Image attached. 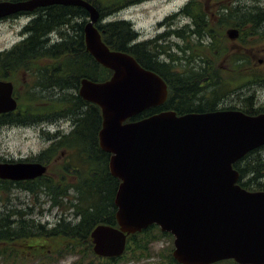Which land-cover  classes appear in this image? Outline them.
<instances>
[{"label": "water", "instance_id": "obj_1", "mask_svg": "<svg viewBox=\"0 0 264 264\" xmlns=\"http://www.w3.org/2000/svg\"><path fill=\"white\" fill-rule=\"evenodd\" d=\"M53 4L87 10V51L112 75L104 81L80 80L79 95L101 110L99 145L110 154L108 168L119 179L114 203L117 226L100 223L90 233L93 252L102 258L124 254L127 237L156 224L174 236V258L182 264L223 259L264 263V190L250 191L238 181L233 164L264 145V113L219 109L178 114L160 106L168 85L128 52L112 50L96 24L99 10L86 0H28L0 3V15ZM238 38L236 28L227 30ZM11 82H0V114L15 111ZM40 162H0V178L41 177Z\"/></svg>", "mask_w": 264, "mask_h": 264}, {"label": "trees", "instance_id": "obj_2", "mask_svg": "<svg viewBox=\"0 0 264 264\" xmlns=\"http://www.w3.org/2000/svg\"><path fill=\"white\" fill-rule=\"evenodd\" d=\"M100 12L98 29L103 41L112 49L125 51L133 55L139 64L159 74L168 85V97L164 104L135 115L132 120H139L162 110H175L178 114L188 112H205L221 109L219 104L227 94L264 86V74L254 68L242 67L244 58L235 54L231 61L232 68L225 70L205 57L212 54L216 62L221 58H231L227 54L226 31L230 28L239 30L241 41L246 45H254L264 39V7L238 11L226 8L220 13L209 14L201 9L193 10L196 1L183 7L179 15L188 17L190 23L183 29L167 30L156 37L138 41L131 21L118 19L106 21L116 13L146 0H86ZM65 8V7H62ZM72 14L85 13L82 7H67ZM172 18L169 17L168 19ZM63 21L57 20L52 27L62 26ZM74 25V24H73ZM177 36L187 42L185 47L175 44L177 52L172 54V44H164L168 36ZM195 40L197 44H194ZM68 41L53 49L33 47L32 51L24 49L26 55L43 53L49 56L55 53L62 56L55 62L25 59L24 93L16 90L18 106L15 111L0 114L1 126H35L56 124L63 120L72 122L69 134L55 139L54 134L47 133V141H51L37 156L30 157L49 166V173L36 183L30 182L22 187L35 197L45 194L52 208L60 209L61 215L51 226L28 218L30 210L12 209L0 215V258L1 264H23L32 260L26 253L16 252L15 248L32 247V255L42 259L40 264H54L68 255H80L75 264H92L94 255L90 233L93 228L106 223L117 226L115 194L119 179L109 172L110 154L99 145V130L102 124L101 110L96 104L85 101L79 95L80 80L84 77L94 81L110 78L112 71L100 65L88 52L87 55L75 57V51L68 50ZM73 48L79 40L72 39ZM37 49V50H36ZM72 53L68 57L69 53ZM74 55V56H73ZM38 56V55H36ZM166 57V61L160 57ZM185 60L184 64L200 62L199 68L190 67L182 71L176 69L174 63ZM16 62H14V66ZM227 72L230 78H226ZM242 76V81L234 79ZM250 115L264 113V104L253 101V96L245 100L242 107H231ZM62 150L67 156L62 163L56 162ZM239 173L238 183L247 190H264V145L250 151L233 164ZM9 192L11 188L7 189ZM70 199L69 201L66 199ZM71 210L77 221L67 220ZM15 216L14 219L12 217ZM150 229V228H149ZM137 233L139 249L145 250L157 238L167 233L154 231ZM169 236H171L169 234ZM135 235L127 237L126 251L133 247ZM34 243V244H33ZM31 244V245H30ZM134 250V249H133ZM132 250V251H133ZM117 262L121 257L107 259Z\"/></svg>", "mask_w": 264, "mask_h": 264}, {"label": "rangeland", "instance_id": "obj_3", "mask_svg": "<svg viewBox=\"0 0 264 264\" xmlns=\"http://www.w3.org/2000/svg\"><path fill=\"white\" fill-rule=\"evenodd\" d=\"M190 0H146L139 4H135L126 8L125 10L120 11L119 13L114 14L106 21H113L118 19H131L134 23L135 31L140 35V39H151L158 35V33H163L167 30H177L183 29L185 25L190 23L188 17L179 15V9L182 8ZM249 5H258L264 7V0L253 1L245 0ZM201 5L206 4V0H199ZM168 19L169 17H171ZM3 37H5L7 42H14L17 40V30H6L2 28ZM227 35V31H226ZM168 36L163 42L164 44H172V54L182 55L178 51V47L175 44H179L181 47L187 45L186 41ZM246 38L244 41H241L240 38L232 40L227 35V40L225 46L227 49V56L230 55L231 58H221L216 62L212 54H206L205 57L209 61H212L211 64L215 66L216 64L223 68H232L231 59L235 54L242 55L244 61L242 67L254 68L258 73L264 74V39L259 40L254 45H246ZM194 44H197L195 40H192ZM163 61H166V57L162 56L160 58ZM185 60L181 62L174 63L173 65L176 69H181L184 71L187 68L194 67L195 69L199 68L200 62H193L189 66L184 64ZM226 78H230V75L227 72ZM242 76L239 74L237 79H234L235 83L242 81ZM253 96V101L256 103L264 104V86L254 87L252 89H242L236 92L227 94L220 101L221 109H228L231 107H242L245 104V100ZM60 124V125H58ZM35 126H9L0 131V157L8 159H25L30 158L33 155L40 153L50 141H47V133L54 134V132L59 128H64L65 131L71 130L72 122L68 120H63L57 124ZM8 201H0V215L3 213H8V211L15 210H30L31 214L28 216L30 219H34L36 222L45 223L46 226H51L57 222L60 218L61 211L56 207L52 208L50 206V201L45 194H40L35 197L31 193L23 190L14 189L8 195ZM70 200V199H66ZM15 216L12 217L14 219ZM77 221L78 218H74L71 214V210L67 213V220ZM34 244V243H33ZM31 245V244H30ZM134 247H131L121 259L117 262H107L106 259L95 260L96 264H150L152 262H158V251L163 252V256L168 258L172 253V245L168 237H159L152 244L149 245V252L152 253L150 259H143L141 255L136 259ZM16 252L26 253L28 258L32 260L26 261L23 264H40L42 260L37 254L32 255L33 248H15ZM133 250V251H132ZM149 254V253H148ZM79 258L78 255H68L65 258H62L60 261L54 264H74L75 261ZM2 259L0 258V264ZM53 264V263H52Z\"/></svg>", "mask_w": 264, "mask_h": 264}, {"label": "flooded vegetation", "instance_id": "obj_4", "mask_svg": "<svg viewBox=\"0 0 264 264\" xmlns=\"http://www.w3.org/2000/svg\"><path fill=\"white\" fill-rule=\"evenodd\" d=\"M28 0H0V3L7 2L12 4H18L21 2H25ZM191 1H196L197 6H192L191 9H201L204 12L209 14L220 13L223 10V5L226 8H235L238 11H247L249 9H258L260 6L258 5H249L245 0H206L205 5H201L199 0H190L188 1L183 7L187 6ZM259 1V0H252ZM65 7V8H62ZM67 7L72 6H65L60 4H53L50 6L45 7H37L31 10H18L15 12H11L6 15H0V82H11L13 85V97L18 102V97L16 96V90H18L21 94L24 93V84H25V72L23 61L25 59H38V60H45L50 62H55L58 59L63 58L62 56H56L55 53L46 56L45 54H35V55H26L24 53V49L28 48L29 51H32L33 47L41 46L44 50L45 49H53L54 47L61 45L64 41H68V50L75 51V57L78 55H87L88 51L86 49V42H85V25L89 20L88 12L79 14V10L76 8V13L72 14L71 9ZM79 7V6H75ZM182 7V8H183ZM180 8L179 11L182 9ZM87 11V10H86ZM57 20L63 21L64 24H59L62 26L52 27L53 23ZM74 24V25H73ZM103 24V21H99L96 26L97 28L99 25ZM6 30H17V40L14 42H7L5 37L2 34V28ZM240 34V32H239ZM77 38L79 40L78 47L80 45V49L73 48L72 39ZM172 38H175L172 36ZM181 39L182 38H179ZM238 39V38H237ZM37 50V49H36ZM69 53L68 57L72 55ZM38 55V56H36ZM73 55V56H74ZM161 58V57H160ZM14 62L16 65L14 66ZM79 91V90H78ZM57 124V123H56ZM60 125V124H58ZM9 126H1L0 131L4 128ZM47 126H45L46 128ZM74 126L71 127V130ZM64 130V128H59L54 132L55 139L60 138L62 135L69 134ZM52 140H50L51 143ZM39 154V153H38ZM67 151L62 150L58 157L55 159L56 162H60L63 164L65 157L67 156ZM37 156L33 155L35 158ZM32 157V156H31ZM8 159V158H1L0 162H8V163H15V162H40L36 159ZM43 163V162H41ZM49 173V172H48ZM41 177H37L35 179H26V180H10V179H3L0 178V201H8V195L14 189L22 190V187L27 183L33 182L36 183ZM11 188L9 192L7 189ZM25 191V190H23ZM150 228V229H149ZM147 230L145 233L149 232H160V228L156 225H151L145 228L144 230L140 231L142 233ZM133 240V247L136 259L141 255L143 259H150L152 257V253L149 252V246L145 250L139 249L136 245L138 242V235L137 233L134 234ZM163 237H168L170 239V243L172 245V249L174 250V237L169 234H165ZM172 253L168 258L163 256V252L158 251L156 257H158V262L150 263V264H182L179 263L173 256ZM149 253V254H148ZM79 261L80 255H78ZM151 256V257H150ZM76 260V261H77ZM96 259L93 256L91 260L92 264H96ZM75 261V262H76ZM75 264V263H74ZM210 264H264L261 262H237L234 259H223L219 260Z\"/></svg>", "mask_w": 264, "mask_h": 264}]
</instances>
